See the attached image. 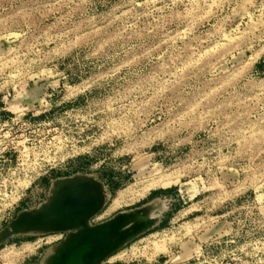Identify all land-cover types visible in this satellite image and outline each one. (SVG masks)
<instances>
[{
	"label": "rangeland",
	"instance_id": "rangeland-1",
	"mask_svg": "<svg viewBox=\"0 0 264 264\" xmlns=\"http://www.w3.org/2000/svg\"><path fill=\"white\" fill-rule=\"evenodd\" d=\"M73 177L104 193L85 229L156 215L95 264H264V0H0V233Z\"/></svg>",
	"mask_w": 264,
	"mask_h": 264
},
{
	"label": "water",
	"instance_id": "water-1",
	"mask_svg": "<svg viewBox=\"0 0 264 264\" xmlns=\"http://www.w3.org/2000/svg\"><path fill=\"white\" fill-rule=\"evenodd\" d=\"M95 186V178H67L61 180L55 185L53 193L47 202L37 209L22 212L19 218L11 224L10 228L0 233V240L18 233L76 228L83 220L91 218L104 204L102 187L100 194ZM117 221L109 220L98 225L96 229L100 230L99 234H95L71 248L70 253L87 242L90 244L96 238V241L92 242L93 245L83 251L82 256H79L75 264H95L104 256L151 227L149 226L145 229L139 227V231L132 229L114 240L106 241L104 233L116 225ZM98 235L101 237H98ZM88 255L90 257L87 260L86 256ZM55 259L56 257L52 258L53 261Z\"/></svg>",
	"mask_w": 264,
	"mask_h": 264
},
{
	"label": "bare ground",
	"instance_id": "bare-ground-1",
	"mask_svg": "<svg viewBox=\"0 0 264 264\" xmlns=\"http://www.w3.org/2000/svg\"><path fill=\"white\" fill-rule=\"evenodd\" d=\"M73 178H83V177H73ZM96 187V186H95ZM140 212V211H139ZM154 212H151L149 215H146L145 219L146 220H142L144 223L140 224L142 227V229L146 228L148 225L151 226L154 222H155V214H153ZM137 214V213H136ZM154 218L152 217L153 215ZM140 215V214H139ZM143 215V214H141ZM137 216V215H136ZM131 217V216H130ZM138 217V216H137ZM90 218V217H89ZM89 218H86L85 220H83L78 226L77 228H80V230H83L84 232H82L83 234L81 235H77L79 234L78 232H72V233H69V238H68V241L65 243H63V247H61L57 253H56V259L55 261L53 262V264H75V262H77V260L79 259V256L81 255L82 256V253L83 251H85L86 249H88L89 247H91L93 245V241H96V238L91 241V243L89 244V242H87L86 244H83L81 245V247H78L77 249H75L74 251H72L71 253L69 252L71 250V248H73V246H75L76 244H78L79 242L85 240V239H88V238H91L92 236H94L95 234H99L100 230H97L96 228H91V229H85L86 228V224L88 222V219ZM131 219V218H130ZM140 219V218H139ZM135 220V219H134ZM127 221V220H126ZM130 221V220H129ZM133 221V220H132ZM131 221V222H132ZM139 222V221H137ZM136 222V223H137ZM133 224H129L126 229H128L129 231V228L131 229L130 226H133L132 229H134V227H136V225H134L135 223L132 222ZM125 228V227H124ZM139 228V227H138ZM134 229V231H139L140 229ZM121 229V228H120ZM79 230V232H80ZM122 230V229H121ZM128 231H125V232H128ZM131 231V230H130ZM119 232V231H118ZM124 232V233H125ZM117 234V233H116ZM105 235V239L106 241H111V240H114L116 239L114 236H112V234H110L109 230H106V232L104 233ZM119 235V234H117ZM97 236V235H96ZM116 236V235H115ZM98 237H101L100 235H98ZM67 240V239H66ZM90 257V255L86 256V259L88 260ZM97 260V259H96Z\"/></svg>",
	"mask_w": 264,
	"mask_h": 264
}]
</instances>
